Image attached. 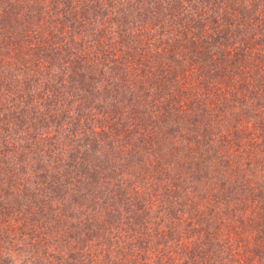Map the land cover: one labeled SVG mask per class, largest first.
<instances>
[{
    "label": "trees",
    "instance_id": "obj_1",
    "mask_svg": "<svg viewBox=\"0 0 264 264\" xmlns=\"http://www.w3.org/2000/svg\"><path fill=\"white\" fill-rule=\"evenodd\" d=\"M0 264H264V0H0Z\"/></svg>",
    "mask_w": 264,
    "mask_h": 264
},
{
    "label": "rangeland",
    "instance_id": "obj_2",
    "mask_svg": "<svg viewBox=\"0 0 264 264\" xmlns=\"http://www.w3.org/2000/svg\"><path fill=\"white\" fill-rule=\"evenodd\" d=\"M19 235L22 236L24 239L29 240V234L27 230H19ZM53 245H50V248H52Z\"/></svg>",
    "mask_w": 264,
    "mask_h": 264
}]
</instances>
